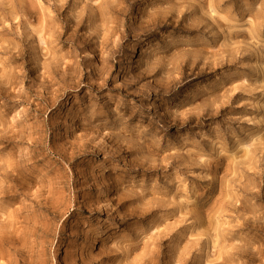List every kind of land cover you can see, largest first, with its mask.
Here are the masks:
<instances>
[{"label": "rangeland", "instance_id": "obj_1", "mask_svg": "<svg viewBox=\"0 0 264 264\" xmlns=\"http://www.w3.org/2000/svg\"><path fill=\"white\" fill-rule=\"evenodd\" d=\"M0 264H264V0H0Z\"/></svg>", "mask_w": 264, "mask_h": 264}, {"label": "bare ground", "instance_id": "obj_2", "mask_svg": "<svg viewBox=\"0 0 264 264\" xmlns=\"http://www.w3.org/2000/svg\"><path fill=\"white\" fill-rule=\"evenodd\" d=\"M16 219H19V216H17Z\"/></svg>", "mask_w": 264, "mask_h": 264}]
</instances>
